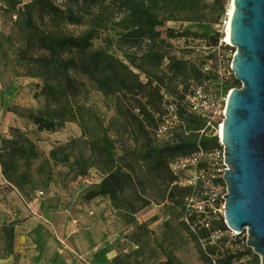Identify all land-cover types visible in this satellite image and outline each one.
I'll return each mask as SVG.
<instances>
[{
  "label": "rangeland",
  "instance_id": "rangeland-1",
  "mask_svg": "<svg viewBox=\"0 0 264 264\" xmlns=\"http://www.w3.org/2000/svg\"><path fill=\"white\" fill-rule=\"evenodd\" d=\"M2 1L7 7L0 8V127L2 113L14 115L16 122L12 126L0 128V153L4 157L10 156L13 151L10 146L17 142L18 148L15 149L13 158L19 171L31 173L37 184V187L33 184L19 187L6 181L7 186L3 192L15 191L30 210L33 209L29 207L30 204H34L40 211L63 209L68 217L64 231L65 244L71 254L83 256L90 262L88 264H206L200 254L197 239L183 219L181 207L188 190H183L184 186L179 184L169 165L155 171L151 162L141 159L139 149L126 134L117 133L113 129L106 131L109 142L121 159L122 173L131 176L130 179L123 176L122 194L115 197L106 194L91 197L90 195L99 189L98 185L104 175L99 169L92 167L85 176L75 177L74 172H70L71 163L55 167L51 180L47 184L44 182L45 178L37 172L40 159H34L22 148H29L27 139L47 154L60 143L68 144L74 139L76 142H71V145L77 150L82 145V130L77 123L66 122L55 131H41L33 121L23 116L29 109L37 111L45 107V79L32 74L36 67L32 57L45 51L37 42L36 34L26 28V22L33 15L34 22L44 29H57L74 35L85 32L88 23H70L61 18L58 25H55L41 4L37 7L32 5L34 0ZM52 1L62 9L73 7L86 17H89L90 10L99 12L102 7L110 6L112 16L108 17L104 28H97L92 49L105 48L121 59L125 58L124 53L136 52L140 55L145 50L147 38L134 40L133 43L123 36L125 31L114 27L115 19H118L122 12L111 0H99L93 9L89 7V0ZM196 1L193 9L161 11L160 18L164 23L158 29L163 32L167 42L165 49L202 70L205 64L215 70L220 66L227 70L237 52L235 46L220 45L221 39L226 37L225 28L231 2ZM216 20V23H212ZM167 28L174 30L172 37L166 36ZM218 33L221 37L219 45L216 46L213 37ZM71 53V50L67 49L64 56L69 57ZM220 56H223V59ZM165 66L166 61L163 64V67ZM135 71L139 73L138 70ZM71 73L79 81L78 84L84 81V86H80L79 96L84 100L89 99L87 106L97 110L99 115H106L108 119L113 112L109 110L110 98L105 99L99 92L93 91L89 79L79 70ZM141 77L146 80L142 73ZM233 77V74L227 73L222 85L219 80L208 83V89L216 91L219 99L217 114L212 118V123L216 126L224 120L229 94L225 85L232 82ZM196 85L198 82L192 76L180 77L171 86V93L179 98L178 93L188 94ZM87 89L90 92L88 95ZM145 95L149 97V107L157 119V124L149 128L150 132L155 143L162 144L169 138L165 133L158 132L166 113L164 106L161 98L151 93L150 87H146L139 95L143 97L144 102L147 100ZM85 125L92 127L90 120H85ZM141 139L140 136V141ZM173 157L174 155L168 157V162ZM176 186L180 190L176 193L178 196L175 200L167 198L170 189ZM221 188L224 193L227 191L225 181L221 182ZM41 190L45 191V196L35 200L36 193ZM18 202V196L15 195L12 200V197L8 198L4 193H0V212L4 215L3 218L0 215V261L5 259L2 257L8 251L13 252L11 249L15 226L11 223L20 220L18 214H15L19 213ZM9 208H12V212ZM48 229L50 235L56 238L53 225ZM247 235L245 230L235 239L229 238V241H237L239 247H242L246 244ZM223 243H220V247L229 245L227 242ZM202 245L204 246V243Z\"/></svg>",
  "mask_w": 264,
  "mask_h": 264
},
{
  "label": "trees",
  "instance_id": "trees-1",
  "mask_svg": "<svg viewBox=\"0 0 264 264\" xmlns=\"http://www.w3.org/2000/svg\"><path fill=\"white\" fill-rule=\"evenodd\" d=\"M97 1L99 0H89V7L93 9ZM111 1L122 12V15L115 19L114 27H119L125 31L123 36L133 43L134 40L140 38L148 39L145 50L140 55H137L136 52H128L124 53L125 58L121 59L105 48L92 49L97 28H104L106 20L112 16L109 5L102 7L99 12L90 10L89 17H86L73 7L62 9L52 0H34L32 2L34 7L41 4L55 25H58L61 18H65L70 23H88L87 30L79 35L65 33L57 29H44L34 22L33 15L26 22V28L36 34L37 42L45 51L39 56L32 57L36 63L32 74L45 79V107L37 111L29 109L23 116L33 121L41 131H55L66 122L77 123L82 130V145L76 150L71 145V142H76L74 139L68 144L60 143L52 148L48 154L39 150L35 143L29 139H27L29 148L21 147L34 159H40L37 172L43 179L45 178L46 184L51 180L55 167L60 164L71 163L70 172H74L75 177L85 176L92 167L99 169L104 177L98 185L99 189L94 191L90 195L91 197L100 194H106L110 197L120 195L124 192L123 176L131 178L128 173L121 171V159L118 158L107 137L106 131L109 129L126 134L129 140H133L135 147L139 149L141 159L151 162L155 171L168 167V165L170 168L172 160L177 155H186L192 152L198 144L209 151L220 146L218 137L207 134V120L188 111L185 99L195 86L188 94L178 93L179 98L171 93L173 91L171 86L180 77L192 76L198 82L196 86H204L206 90H209L208 83L219 80L222 85L224 78H219L215 69L204 71L200 67L189 64L169 53L165 49L167 42L163 37V32L158 29L164 23V20L160 18L163 9L172 12L193 9L197 1ZM221 9L223 10V7ZM216 22L217 20L212 21V23ZM173 32L172 28H167L166 36L172 37ZM220 37L221 34L219 33L213 37L214 45H219ZM67 49L72 52L69 57L64 56ZM165 61L166 66L163 67ZM78 70L87 76L93 91L99 92L105 99L110 98L109 110H113V112L108 119H106V115H99L97 110L87 106L89 99L84 100L79 96L80 86H84V81L78 84L79 81L71 73ZM141 73L146 78L145 81L141 79ZM233 76V81L225 85L226 90L241 87V81L234 74ZM146 87H150L151 93L161 98L162 104L163 93L165 92L174 96L179 103L181 101L179 112L185 120V125L175 126L172 129V136L163 141L162 144L155 143L149 129L157 124L155 114L149 107V97L144 96L147 98L145 102L143 97H139ZM89 93L87 89L86 95ZM85 120H90L91 128L85 125ZM202 130H205L204 133L201 132ZM140 136L142 141H140ZM17 148L18 143L14 142L10 146V150L13 149L10 156L4 157L0 153V168L3 178L13 186L23 187L26 184H33L37 187L31 173L19 171V167L13 158ZM172 155L174 157L168 162V157ZM183 190H188L187 194H189L192 188L184 186ZM179 191L177 186L171 188L167 198L175 200L178 196L176 193ZM184 198L181 207L183 216ZM191 219L194 220L195 216ZM22 221H13L11 224L15 226ZM185 224L187 225L186 221ZM215 225L222 229L227 228L223 218ZM187 227L189 228L188 225ZM191 232L198 241L200 254L206 264L261 263L259 255L254 253L246 244L239 247V242L231 243L227 236H223L216 243H213L209 239L210 231L206 228H200L198 233ZM223 242H227L229 245H221L220 247V243Z\"/></svg>",
  "mask_w": 264,
  "mask_h": 264
},
{
  "label": "water",
  "instance_id": "water-1",
  "mask_svg": "<svg viewBox=\"0 0 264 264\" xmlns=\"http://www.w3.org/2000/svg\"><path fill=\"white\" fill-rule=\"evenodd\" d=\"M231 68L241 87L230 90L222 127L228 169L224 218L264 264V0H233Z\"/></svg>",
  "mask_w": 264,
  "mask_h": 264
},
{
  "label": "built area",
  "instance_id": "built-area-1",
  "mask_svg": "<svg viewBox=\"0 0 264 264\" xmlns=\"http://www.w3.org/2000/svg\"><path fill=\"white\" fill-rule=\"evenodd\" d=\"M6 7V3L0 0V8L4 9ZM225 34L227 36L226 28ZM223 44L231 45L226 41V37H223L220 41V45ZM211 69L212 67L209 64H205L203 67L204 71H210ZM215 71L219 78H224L227 73L234 74L231 64L227 70L220 66ZM185 101L187 102L188 111L207 120L206 132L209 135L218 137L220 146L209 151L198 144L192 152L186 155H177L172 160L170 168L177 177L179 184L192 188V191L184 198L183 219L194 233H198L200 228L208 229L210 231L209 239L213 243H216L223 236L233 239L239 234L237 231L231 229L227 224L226 229L215 225L222 218L226 223L224 218L226 197L224 196L227 191L223 192L221 182L224 181V174L228 169L225 148L222 143L223 122L219 123L218 126L212 123V118L214 114H217L219 105L218 95L216 91L206 90L204 86H195L186 96ZM180 104L181 101L179 103L170 93H163V105L166 113L163 117L164 121L158 129L159 133H165L167 137H170L175 126L185 125V120L179 112ZM204 131L201 132L204 133ZM44 196L45 191L41 190L36 193L35 200ZM193 216H195L194 220L191 219Z\"/></svg>",
  "mask_w": 264,
  "mask_h": 264
},
{
  "label": "crops",
  "instance_id": "crops-1",
  "mask_svg": "<svg viewBox=\"0 0 264 264\" xmlns=\"http://www.w3.org/2000/svg\"><path fill=\"white\" fill-rule=\"evenodd\" d=\"M3 114L0 128L15 124L14 115L3 116ZM6 186L0 168V193H4L8 198L12 197V200L15 195L18 196L19 213L15 214H18V218L23 221L15 225V237L11 249L13 252L8 251L4 254L2 258L5 259L1 260L0 264H88L89 261L83 256L71 254L68 245L65 244L64 231L68 217L63 209L51 208L49 211H40L34 204H30L29 207L33 208L30 210L15 191L3 192ZM9 209L12 212V208ZM0 215L4 217L2 211ZM50 225L55 228L56 238L50 235L48 229Z\"/></svg>",
  "mask_w": 264,
  "mask_h": 264
},
{
  "label": "bare ground",
  "instance_id": "bare-ground-1",
  "mask_svg": "<svg viewBox=\"0 0 264 264\" xmlns=\"http://www.w3.org/2000/svg\"><path fill=\"white\" fill-rule=\"evenodd\" d=\"M233 11H234V5L233 2L231 1L230 5H229V9H228V22H227V27H226V31H227V36H226V41L230 44V20L232 15H233Z\"/></svg>",
  "mask_w": 264,
  "mask_h": 264
}]
</instances>
